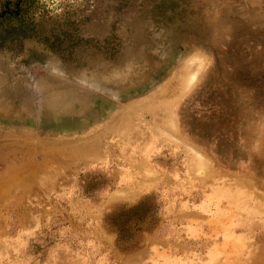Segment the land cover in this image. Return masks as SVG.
Listing matches in <instances>:
<instances>
[{
    "label": "rangeland",
    "instance_id": "374dc122",
    "mask_svg": "<svg viewBox=\"0 0 264 264\" xmlns=\"http://www.w3.org/2000/svg\"><path fill=\"white\" fill-rule=\"evenodd\" d=\"M25 2L0 264H264V0Z\"/></svg>",
    "mask_w": 264,
    "mask_h": 264
},
{
    "label": "trees",
    "instance_id": "16d2710c",
    "mask_svg": "<svg viewBox=\"0 0 264 264\" xmlns=\"http://www.w3.org/2000/svg\"><path fill=\"white\" fill-rule=\"evenodd\" d=\"M11 1H6L8 5L5 12L1 11L0 13V48L11 46L15 42L21 43L24 39H30L37 35L26 16L29 9L28 3L25 2L19 6L20 0Z\"/></svg>",
    "mask_w": 264,
    "mask_h": 264
}]
</instances>
